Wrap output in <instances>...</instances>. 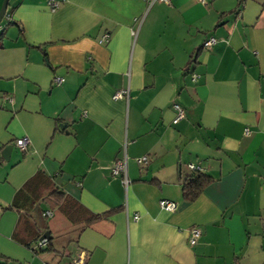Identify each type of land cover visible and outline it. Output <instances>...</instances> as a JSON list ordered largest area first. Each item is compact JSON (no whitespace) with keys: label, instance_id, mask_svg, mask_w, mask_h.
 I'll return each instance as SVG.
<instances>
[{"label":"crops","instance_id":"obj_1","mask_svg":"<svg viewBox=\"0 0 264 264\" xmlns=\"http://www.w3.org/2000/svg\"><path fill=\"white\" fill-rule=\"evenodd\" d=\"M6 12L0 264L81 253L85 264H264V0H63L55 12L9 0ZM121 90L128 98L114 100ZM124 157L127 187L110 171ZM189 165L213 180L192 202L181 193ZM41 238L48 249H35Z\"/></svg>","mask_w":264,"mask_h":264},{"label":"built area","instance_id":"obj_2","mask_svg":"<svg viewBox=\"0 0 264 264\" xmlns=\"http://www.w3.org/2000/svg\"><path fill=\"white\" fill-rule=\"evenodd\" d=\"M62 1L63 0H46V5L49 8L50 12H55L59 8ZM145 1L147 2V5L150 7L151 5H153L155 3L170 4L171 0H145ZM246 1H248V0H242V4L239 7H241L243 5V3ZM196 2L203 5V6L207 5V0H196ZM4 18H8V15L5 14ZM132 35L135 36V32H132ZM107 38H108V36L104 35L102 37V42L107 41ZM215 43H216V40L214 38H209L208 40H206L204 42L203 48L208 49V48L212 47ZM196 79H197V76L193 75L192 81L195 82ZM62 81L63 80L60 78L54 79V82L56 84H60ZM123 98H128V92L127 91H123V90L117 91L113 95L114 100H119V99H123ZM7 100L9 102H11V99H9V98H7ZM172 108L175 111V118L173 119L172 123L176 124L184 118V110L177 104H173ZM245 133H248V131L246 130ZM29 146H30V140L26 136L15 139V141H14V147L17 148L20 152L28 151ZM147 161H148V158L146 156H143L141 158L136 159V163L138 165L145 164ZM188 168L192 172L199 170L198 168L194 167L193 165H189ZM110 171H111V175L113 177H117L121 180V183L123 184L124 187L128 186L129 180L127 178L126 158L125 157L122 160L115 161L113 163V165L111 166ZM159 207L168 213H174L176 211V208H177L173 202L166 201V200H161L159 202ZM42 215L44 217H48V218L52 216L50 211H45ZM137 219H138V216L135 215L133 217V220H137ZM200 236H201V233H200L199 229H197V228L190 229L188 244L190 246L195 245L197 243L198 239L200 238ZM45 246H46V239H44V238L39 239L35 243V249L36 250L37 249L38 250L43 249ZM86 260H87L86 254L81 253V254L77 255L74 259H72L71 264H85Z\"/></svg>","mask_w":264,"mask_h":264},{"label":"trees","instance_id":"obj_3","mask_svg":"<svg viewBox=\"0 0 264 264\" xmlns=\"http://www.w3.org/2000/svg\"><path fill=\"white\" fill-rule=\"evenodd\" d=\"M242 4V0H239V6ZM6 14L8 15V13L6 12ZM12 24L10 21H8L6 23V25H10ZM15 25H17V23H13ZM3 32H4V28L0 31V42L3 40ZM212 179L201 173L199 170L193 172L190 176H188L182 183L181 186V193H182V197L184 200L188 201V202H192L194 201L198 195L201 193V191L210 183H212ZM52 196L54 197L53 199L55 200V202L59 203L62 199V194L58 193L57 191L52 193ZM79 208L72 206V209L70 210L69 214H67L69 219H72V217L74 215H76V213H78ZM111 213H106V214H100V215H90L88 216L85 221H84V225L83 228L86 226H89L90 224H92L93 222H96L98 220L101 219H106L110 216ZM48 245V246H47ZM47 249L50 247L49 242L47 241L46 243ZM45 246V248H46ZM40 251L43 249H39ZM35 252V251H34ZM38 252V251H37ZM36 253V252H35Z\"/></svg>","mask_w":264,"mask_h":264},{"label":"water","instance_id":"obj_4","mask_svg":"<svg viewBox=\"0 0 264 264\" xmlns=\"http://www.w3.org/2000/svg\"><path fill=\"white\" fill-rule=\"evenodd\" d=\"M8 3H9V0H4L3 3H2V6H1V9H0V24L6 14V11H7V8H8ZM62 128V127H61ZM12 150V146L9 145V146H6L2 152H1V156L7 160V156H9V153L11 152ZM47 235H43V237H46Z\"/></svg>","mask_w":264,"mask_h":264},{"label":"rangeland","instance_id":"obj_5","mask_svg":"<svg viewBox=\"0 0 264 264\" xmlns=\"http://www.w3.org/2000/svg\"><path fill=\"white\" fill-rule=\"evenodd\" d=\"M6 26L5 22H4V19L2 20L1 24H0V27L1 28H4Z\"/></svg>","mask_w":264,"mask_h":264}]
</instances>
